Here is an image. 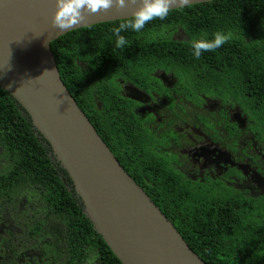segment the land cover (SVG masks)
<instances>
[{
  "label": "trees",
  "instance_id": "1",
  "mask_svg": "<svg viewBox=\"0 0 264 264\" xmlns=\"http://www.w3.org/2000/svg\"><path fill=\"white\" fill-rule=\"evenodd\" d=\"M128 21L86 27L53 42L62 80L120 166L205 264H264V222L237 218L238 230H234L236 220L229 218L222 228L226 212L221 214L223 210L209 201L198 183L173 176L167 165L156 159L149 144L151 135L118 98L114 83L117 75L122 78L150 66L154 52H160L166 67L190 69L205 80L212 76L210 82L217 89L229 82L228 75L238 74L241 82H249L264 98V0H220L173 10L140 32L130 28L122 31L128 44L117 48L113 29ZM177 30H183L188 40L172 41L170 37ZM218 30L231 33V39L197 59L192 39L210 40ZM157 35L161 41H156V47L154 40L134 41ZM78 63H88L93 73H83ZM87 79L99 82L100 92H106L100 109ZM0 157L4 160L0 195H11L13 205L22 198L35 205L40 214L51 216L52 230L59 223L69 261L121 264L83 213L71 180L48 144L1 87Z\"/></svg>",
  "mask_w": 264,
  "mask_h": 264
},
{
  "label": "flooded vegetation",
  "instance_id": "2",
  "mask_svg": "<svg viewBox=\"0 0 264 264\" xmlns=\"http://www.w3.org/2000/svg\"><path fill=\"white\" fill-rule=\"evenodd\" d=\"M173 33L169 35L174 42L188 40L183 30ZM160 37L141 36L134 41L154 40L156 47ZM154 55L150 66L122 78L117 75L114 83L118 98L151 135L149 144L156 159L173 176L198 183L209 201L223 210L221 214L226 212L222 228L229 218L236 220L234 230H238L237 218L264 222L262 94L249 82H241L238 74L228 75L229 82L217 89L210 82L212 76L205 80L190 69L166 67L164 56ZM78 64L83 73H93L88 63ZM86 83L97 109L102 108L106 92H100L99 82L87 79ZM3 166L0 160V174ZM214 185L216 192H209L208 186ZM10 198L0 195V264H90L68 260L60 224L52 230L51 216L40 214L24 198L16 205Z\"/></svg>",
  "mask_w": 264,
  "mask_h": 264
},
{
  "label": "water",
  "instance_id": "3",
  "mask_svg": "<svg viewBox=\"0 0 264 264\" xmlns=\"http://www.w3.org/2000/svg\"><path fill=\"white\" fill-rule=\"evenodd\" d=\"M214 1L220 0H190L170 11ZM55 5L56 0H0V87L48 144L83 213L121 264H205L78 108L51 48L70 32L130 20L132 8L90 15L61 31L52 26Z\"/></svg>",
  "mask_w": 264,
  "mask_h": 264
},
{
  "label": "clouds",
  "instance_id": "4",
  "mask_svg": "<svg viewBox=\"0 0 264 264\" xmlns=\"http://www.w3.org/2000/svg\"><path fill=\"white\" fill-rule=\"evenodd\" d=\"M190 0H56V10L52 26L61 31L70 30L83 23L90 15L108 12L112 8L123 10L132 8V19L113 29L116 47L123 48L128 41L121 32L126 29L140 32L146 24L154 19H165L174 6L183 7ZM231 39V33L216 31L212 39H192L194 56L199 59L203 52L215 51ZM46 72V71H45ZM91 264V262H90Z\"/></svg>",
  "mask_w": 264,
  "mask_h": 264
},
{
  "label": "rangeland",
  "instance_id": "5",
  "mask_svg": "<svg viewBox=\"0 0 264 264\" xmlns=\"http://www.w3.org/2000/svg\"><path fill=\"white\" fill-rule=\"evenodd\" d=\"M0 160H3V159L0 157ZM1 171H2V168H1ZM207 190L212 193H214V191L216 192V185H214V187L208 186Z\"/></svg>",
  "mask_w": 264,
  "mask_h": 264
}]
</instances>
